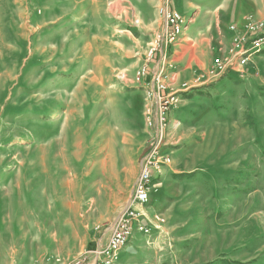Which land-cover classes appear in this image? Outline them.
Here are the masks:
<instances>
[{
  "label": "rangeland",
  "instance_id": "1",
  "mask_svg": "<svg viewBox=\"0 0 264 264\" xmlns=\"http://www.w3.org/2000/svg\"><path fill=\"white\" fill-rule=\"evenodd\" d=\"M215 1L182 13L166 63L175 52L168 72L192 88L165 134L172 162L145 208L150 231L115 264H264V52L243 75L196 84L230 45L203 54L189 29L223 37L239 24ZM163 3L0 0V264H73L109 236L154 136Z\"/></svg>",
  "mask_w": 264,
  "mask_h": 264
},
{
  "label": "built area",
  "instance_id": "2",
  "mask_svg": "<svg viewBox=\"0 0 264 264\" xmlns=\"http://www.w3.org/2000/svg\"><path fill=\"white\" fill-rule=\"evenodd\" d=\"M172 2L173 0H164L160 8L164 26L152 50L163 54L161 64L154 70L152 85L147 90L148 96L156 102L155 113H150L148 117V125L154 132L149 151L142 161L125 208L107 230L109 236L105 242L98 239L96 247L89 249L73 264H115L120 252L129 244L135 233L150 231L145 208L152 199L156 182L172 162L165 134L169 129L171 114L177 107L178 93L192 88L188 83H181L178 87L175 75L168 72L172 66L171 63H166L167 56L188 28L187 19L172 6ZM229 29L233 33L230 46L224 53L216 56L212 65L195 79L196 84L218 82L232 74L243 75L250 61L264 52V16L250 15L242 26L236 24ZM148 72L147 67L139 69L136 80L144 81Z\"/></svg>",
  "mask_w": 264,
  "mask_h": 264
},
{
  "label": "crops",
  "instance_id": "3",
  "mask_svg": "<svg viewBox=\"0 0 264 264\" xmlns=\"http://www.w3.org/2000/svg\"><path fill=\"white\" fill-rule=\"evenodd\" d=\"M183 1V2H182ZM181 3H177L175 0L172 2V6L178 10L181 14L185 13L187 14L188 12H191L196 8V2H192V0H182ZM175 4V6L173 5ZM200 4V3H198ZM215 8L222 6V8L216 13V15L219 16L221 14L220 19L222 20H233V21H238L239 24L238 26H242L247 17L250 15L258 16L260 17L261 15H264V0H217L215 1ZM219 5V6H218ZM216 8V9H217ZM181 10V11H180ZM211 8L209 9V11ZM163 26H164V19H163ZM241 23V24H240ZM163 30V29H162ZM202 35H196L195 31L196 29L190 28L188 31V36L190 40L194 44L198 43V50H202L207 52L208 47L212 44V42L219 43L220 46L227 47L231 44L233 33L230 29H227L223 33V37H221L218 34H212L210 33V27L206 26L204 29H200ZM214 38V41H213ZM176 45L173 47V49L170 51L172 53L173 50H176ZM162 52L157 54L156 59L154 60V70L159 67V65L162 62ZM175 52L171 55L172 58L170 59L171 62H173ZM204 54V53H203ZM206 56V55H205ZM169 62V64L171 63ZM210 65V64H209ZM209 67V66H208ZM207 67V68H208ZM177 76V75H176ZM178 77V76H177ZM176 85H180V82L176 80ZM173 114H171L172 116ZM164 174V173H163ZM163 174L161 175L160 179L163 177ZM89 264H94V263H89Z\"/></svg>",
  "mask_w": 264,
  "mask_h": 264
},
{
  "label": "bare ground",
  "instance_id": "4",
  "mask_svg": "<svg viewBox=\"0 0 264 264\" xmlns=\"http://www.w3.org/2000/svg\"><path fill=\"white\" fill-rule=\"evenodd\" d=\"M156 39V38H155Z\"/></svg>",
  "mask_w": 264,
  "mask_h": 264
}]
</instances>
